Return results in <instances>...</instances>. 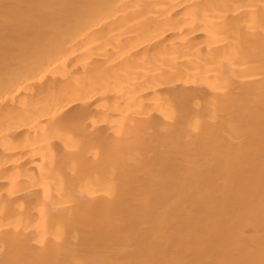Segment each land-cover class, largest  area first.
<instances>
[{
	"label": "bare ground",
	"instance_id": "obj_1",
	"mask_svg": "<svg viewBox=\"0 0 264 264\" xmlns=\"http://www.w3.org/2000/svg\"><path fill=\"white\" fill-rule=\"evenodd\" d=\"M0 264H264V0H0Z\"/></svg>",
	"mask_w": 264,
	"mask_h": 264
}]
</instances>
